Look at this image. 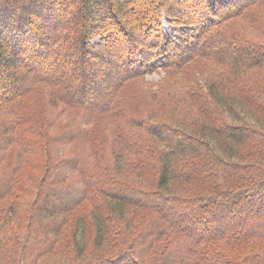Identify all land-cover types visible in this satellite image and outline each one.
Listing matches in <instances>:
<instances>
[{
    "label": "trees",
    "instance_id": "obj_1",
    "mask_svg": "<svg viewBox=\"0 0 264 264\" xmlns=\"http://www.w3.org/2000/svg\"><path fill=\"white\" fill-rule=\"evenodd\" d=\"M134 2L0 0V264H264V0Z\"/></svg>",
    "mask_w": 264,
    "mask_h": 264
},
{
    "label": "rangeland",
    "instance_id": "obj_2",
    "mask_svg": "<svg viewBox=\"0 0 264 264\" xmlns=\"http://www.w3.org/2000/svg\"><path fill=\"white\" fill-rule=\"evenodd\" d=\"M139 1L140 0H135V2H134V4H133V6H132V8H131V11L129 12V14H131V13H133V12H135L136 11V9H139ZM128 16V14L126 15V17ZM162 26H163V29L166 31V32H172L173 31V25H171L169 22H167V20H166V16H164L163 15V18H162ZM98 39V37L95 39V40H97ZM4 46H5V48L6 49H9V45H7V44H4ZM8 54V53H7ZM9 55V54H8ZM10 56V55H9ZM3 69V68H2ZM189 70V69H188ZM3 71V70H2ZM162 75H163V71L161 70V68H160V66H157V67H155V68H150V69H147L146 70V72H145V77H144V81L147 83L148 81L150 82V81H154V82H156V81H158L161 77H162ZM145 83V84H146ZM11 83H9V81H7L6 82V85H10ZM144 84V85H145ZM156 87V85L154 84L153 86H152V88H155ZM76 97L77 98H79L80 97V95H76ZM85 101L87 100V99H84ZM87 101H89V100H87ZM167 101H169V100H167L166 98H165V108L169 111V110H171V105H169V103L167 102ZM185 108H187L186 106H185ZM181 109H182V107H181V105H179L178 104V106H177V110H175V111H173V113H175V114H177L178 112H180L181 111ZM29 177L30 178H38V175H35V176H31V175H29ZM70 177H72L71 175H67V177L66 178H70ZM64 193H66V190H63V191H61V194H64ZM76 193V189H73V190H70V194H75Z\"/></svg>",
    "mask_w": 264,
    "mask_h": 264
}]
</instances>
